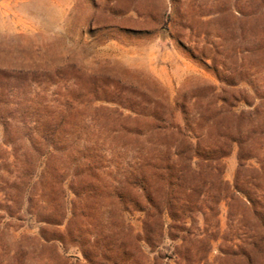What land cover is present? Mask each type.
<instances>
[{
	"label": "rangeland",
	"instance_id": "1",
	"mask_svg": "<svg viewBox=\"0 0 264 264\" xmlns=\"http://www.w3.org/2000/svg\"><path fill=\"white\" fill-rule=\"evenodd\" d=\"M0 264H264V0H0Z\"/></svg>",
	"mask_w": 264,
	"mask_h": 264
}]
</instances>
